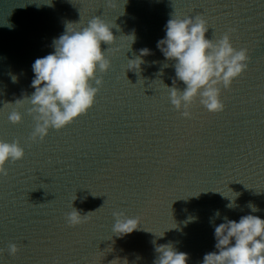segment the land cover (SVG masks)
Here are the masks:
<instances>
[{"label":"water","instance_id":"1","mask_svg":"<svg viewBox=\"0 0 264 264\" xmlns=\"http://www.w3.org/2000/svg\"><path fill=\"white\" fill-rule=\"evenodd\" d=\"M43 2L0 0V140L25 150L0 176V264H153L155 247L169 242L189 254L187 264H200L216 250L214 227L224 217L238 220L251 203L264 219V0ZM172 15H201L207 38L228 33L237 50H248V68L221 86L222 111L197 100L186 118L171 104L174 61L157 41ZM94 16L116 25V40L101 44L110 68L97 72L93 106L42 141L29 140V105L13 124L8 115L18 106L9 103L34 90L31 65L54 51L66 24L82 28ZM137 57L140 65L129 61ZM73 207L94 212L71 226ZM114 212L137 218L138 228L117 236Z\"/></svg>","mask_w":264,"mask_h":264},{"label":"clouds","instance_id":"2","mask_svg":"<svg viewBox=\"0 0 264 264\" xmlns=\"http://www.w3.org/2000/svg\"><path fill=\"white\" fill-rule=\"evenodd\" d=\"M43 3L51 6L52 0ZM5 24L12 27L11 24ZM74 24L77 23H67L65 31L53 39L54 51L36 58L32 63L34 75L30 87L34 90L31 94L9 103L18 106L8 115L13 124L23 119L18 109L29 105L26 112L35 122L30 134L33 142L42 141L50 129L61 130L85 114L93 106L102 84L97 72L103 73L110 68V60L106 56L108 47L102 50L101 44L110 46L115 42L112 28L116 25L105 22L99 16L92 17L82 28L69 27ZM207 31V22L201 15L186 18L172 15L166 22L165 36L157 41L163 56L174 61L173 87H168L171 104L177 110L183 109L181 114L186 118L191 116L190 108L197 100L209 112L222 111L221 86L230 88L233 80L248 68L250 58L247 49L237 50L228 33L213 40L206 37ZM127 37L131 42L135 39L134 34ZM148 52L147 48L141 49L142 54ZM137 60L140 65L142 60L139 57L129 61ZM129 69L135 70V66ZM12 80L16 81L14 75ZM177 81L184 83L183 89L175 86ZM24 154L25 150L17 140H0V176L7 175L6 163L20 160ZM238 195L236 193L235 196ZM235 206L232 200L226 205L228 208ZM249 208L251 212L240 216L238 220L224 217V222L215 225L216 250L205 253L200 264H264V219L251 214L259 210L255 205L250 203ZM88 213L81 215L73 207L67 214V223L78 225L87 218ZM214 215L219 217V210ZM113 216L115 221L112 231L117 236L138 228L137 218L121 212H114ZM18 250L15 243L8 245L10 255H15ZM4 251L0 249V254ZM155 251L158 255L153 264H187L189 259L188 253L178 251L171 242L157 245Z\"/></svg>","mask_w":264,"mask_h":264},{"label":"snow or ice","instance_id":"3","mask_svg":"<svg viewBox=\"0 0 264 264\" xmlns=\"http://www.w3.org/2000/svg\"><path fill=\"white\" fill-rule=\"evenodd\" d=\"M29 140H31V139H30V136H29Z\"/></svg>","mask_w":264,"mask_h":264}]
</instances>
